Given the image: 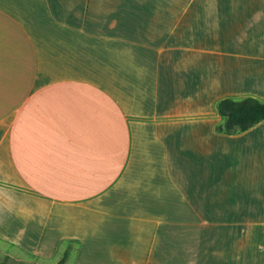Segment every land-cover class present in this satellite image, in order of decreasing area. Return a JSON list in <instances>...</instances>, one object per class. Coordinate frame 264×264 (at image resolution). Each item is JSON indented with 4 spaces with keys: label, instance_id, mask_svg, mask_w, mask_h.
<instances>
[{
    "label": "crops",
    "instance_id": "obj_1",
    "mask_svg": "<svg viewBox=\"0 0 264 264\" xmlns=\"http://www.w3.org/2000/svg\"><path fill=\"white\" fill-rule=\"evenodd\" d=\"M245 95L264 100V0H0V240L30 264L67 246L63 264H178L159 230L195 208L202 225L264 227V193L228 199L225 151L216 205L190 182L212 142L264 140V119L215 130L217 100ZM235 230L186 264H264V234Z\"/></svg>",
    "mask_w": 264,
    "mask_h": 264
},
{
    "label": "rangeland",
    "instance_id": "obj_2",
    "mask_svg": "<svg viewBox=\"0 0 264 264\" xmlns=\"http://www.w3.org/2000/svg\"><path fill=\"white\" fill-rule=\"evenodd\" d=\"M258 134L259 132L254 130L251 133H249L248 136H243L240 138H229L225 142L224 149H223V143H222V146L220 147V144L218 145L212 142L211 156H210L212 160L210 163L211 164L210 172H209V166H208V168L205 171L206 176L204 177V172H203L204 170L202 169V165H199L196 162L189 163L190 166L193 168L191 170V173L195 174L194 177H190V182L204 186V188L206 189V192L208 191L209 185H212V186L216 185V187H219L218 176L221 170L220 169L221 158L219 157V153L221 150H223L222 152L225 151V155H227V158L229 159L228 167H229L230 173H226L225 182L223 184V187L227 192L228 199L234 201L235 196L246 194L243 200H245L247 196L248 198H250V201L248 202L250 203L252 202L251 204L253 205L263 204V203H258V199L262 197L260 195L264 193V185H263V182H264V140L257 138L259 136ZM215 140H218V139H215ZM185 165H188V163ZM235 181H237L236 182L237 190L240 189L241 191H239L237 195L233 193L231 195L230 192L235 187ZM211 191L213 192L214 190H211ZM214 197L212 196V198L218 201L217 200L218 194H214ZM239 200L241 199L239 198ZM206 201L207 203L212 202V206L218 203L214 201L213 199L211 200L208 192L206 195ZM201 205H202L201 203H196V206H201ZM240 205H242V203H240ZM165 206L167 207V204L164 203L163 208ZM191 214L192 212H190V216ZM202 214H203V210L201 208L200 209L195 208V220L193 223H191L189 219L188 221L190 224L188 225L181 224V225L173 226V227H160L162 228V230H159L161 234L163 235L171 234L173 238L175 239V241L173 242V247H175L179 253V258L177 259L179 261L178 264H186L187 254L190 253V251L191 252L193 251L195 253L196 260H197V253L203 250L206 244L205 243L206 241L204 239V235L206 234L215 235V234H218L219 232L221 233L236 232L235 229H238V232H239L241 231L242 228L244 229L247 228L249 230L252 229L250 230V232L255 233V234L257 233L264 234V227H255V226L253 227L252 226H246V227L223 226V227H220L218 225H211V226L202 225ZM4 220H6V222ZM0 221H3V223L5 224L10 222V224L8 223L7 226L11 227L10 225H11L12 219H11L10 207L6 206L5 208H2L0 210ZM183 221L184 220H181V222ZM35 226L36 225H34V227ZM9 227L1 228L0 236L2 234L5 235L9 233L10 232ZM115 232L117 233V235L118 234L123 235L121 231H115ZM112 233H114V231ZM117 240H120V241H117ZM131 241L129 242V244H132ZM111 243L114 245H118V246L120 245L127 246L128 244V242L126 241V238H124V240L116 239V241L111 242ZM38 244L42 246V243H38ZM139 244L142 247L141 250H143L145 247V241H141ZM168 244H170V242H167V241L158 243V245L161 247H165ZM259 244H264V242L259 243ZM11 245H12L11 242L0 240V262H4L6 264H30L29 261L27 260V249L25 248V246L24 248L23 247L19 248V250L21 251L13 252L14 249L12 248ZM61 246L62 245L58 247V250L61 248ZM59 254H60L59 251H57V253H55L54 256L49 257V258H44V264H52L53 261H55V259L57 258V256H59Z\"/></svg>",
    "mask_w": 264,
    "mask_h": 264
},
{
    "label": "trees",
    "instance_id": "obj_3",
    "mask_svg": "<svg viewBox=\"0 0 264 264\" xmlns=\"http://www.w3.org/2000/svg\"><path fill=\"white\" fill-rule=\"evenodd\" d=\"M216 110L221 122L215 128L219 132L234 133L243 131L264 119V100L252 95L241 97L225 96L217 100ZM68 246L55 264H63L68 255ZM0 264H6L0 262Z\"/></svg>",
    "mask_w": 264,
    "mask_h": 264
}]
</instances>
